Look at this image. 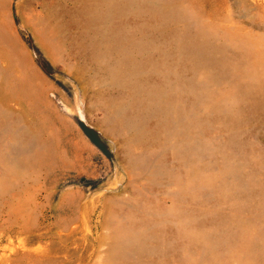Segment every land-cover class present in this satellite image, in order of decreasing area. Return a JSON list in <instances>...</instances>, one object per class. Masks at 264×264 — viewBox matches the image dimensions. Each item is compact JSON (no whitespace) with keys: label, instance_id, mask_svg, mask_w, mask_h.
I'll list each match as a JSON object with an SVG mask.
<instances>
[{"label":"rangeland","instance_id":"rangeland-1","mask_svg":"<svg viewBox=\"0 0 264 264\" xmlns=\"http://www.w3.org/2000/svg\"><path fill=\"white\" fill-rule=\"evenodd\" d=\"M0 264H264V0H0Z\"/></svg>","mask_w":264,"mask_h":264},{"label":"trees","instance_id":"trees-1","mask_svg":"<svg viewBox=\"0 0 264 264\" xmlns=\"http://www.w3.org/2000/svg\"><path fill=\"white\" fill-rule=\"evenodd\" d=\"M86 134L91 138V140L98 145L103 151H105V145L102 143V141L99 138L98 133L91 127H88L84 124H82Z\"/></svg>","mask_w":264,"mask_h":264},{"label":"bare ground","instance_id":"bare-ground-1","mask_svg":"<svg viewBox=\"0 0 264 264\" xmlns=\"http://www.w3.org/2000/svg\"><path fill=\"white\" fill-rule=\"evenodd\" d=\"M95 14V13H94ZM92 15L91 16V18H93V19H97V18H99L100 16L99 15ZM201 35V34H200ZM202 36V35H201ZM198 46H204V47H207L208 46V44H207V42H203V41H200V42H198ZM34 137H36V138H38V139H40L37 135H33ZM134 239V238H133ZM115 250H118V248H116ZM119 251V250H118ZM114 256H115V254H113ZM121 255V254H120ZM120 258H121V256H119ZM113 258V257H112ZM116 259V258H115ZM113 260V259H112Z\"/></svg>","mask_w":264,"mask_h":264}]
</instances>
